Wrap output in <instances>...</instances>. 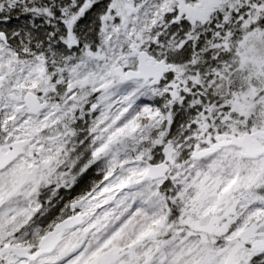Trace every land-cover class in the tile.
I'll use <instances>...</instances> for the list:
<instances>
[{"label":"snow or ice","instance_id":"1","mask_svg":"<svg viewBox=\"0 0 264 264\" xmlns=\"http://www.w3.org/2000/svg\"><path fill=\"white\" fill-rule=\"evenodd\" d=\"M0 264H264V0H0Z\"/></svg>","mask_w":264,"mask_h":264}]
</instances>
